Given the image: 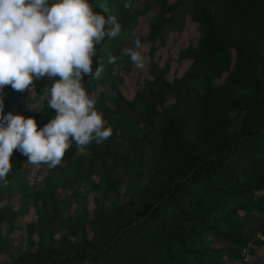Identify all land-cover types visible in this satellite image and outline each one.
I'll return each mask as SVG.
<instances>
[{
	"label": "trees",
	"instance_id": "16d2710c",
	"mask_svg": "<svg viewBox=\"0 0 264 264\" xmlns=\"http://www.w3.org/2000/svg\"><path fill=\"white\" fill-rule=\"evenodd\" d=\"M137 1L89 0L121 25L94 60L101 77L83 78L113 135L83 153L73 144L54 169L14 150L0 183V264H230L264 243V0H153L151 77L134 79L129 98L114 68L143 41L127 44L150 6ZM180 5L202 33L179 48L189 63L169 79L171 57L160 62L156 49ZM47 84L35 81L32 94L5 87L4 113L43 127L53 115L39 95ZM84 185L100 191L91 214Z\"/></svg>",
	"mask_w": 264,
	"mask_h": 264
},
{
	"label": "clouds",
	"instance_id": "9594fccd",
	"mask_svg": "<svg viewBox=\"0 0 264 264\" xmlns=\"http://www.w3.org/2000/svg\"><path fill=\"white\" fill-rule=\"evenodd\" d=\"M131 0L124 7L131 8ZM106 11V8H105ZM121 25L114 16L94 11L89 0H0V183L12 170L14 150L34 166L61 165L75 145L83 153L113 135L96 100L84 86V76L99 79L103 66L93 67L106 38H115ZM139 39L124 51L143 70L146 57ZM108 63L116 56L108 55ZM47 79L40 99L53 115L43 127L33 116L4 113L3 91L35 92V81Z\"/></svg>",
	"mask_w": 264,
	"mask_h": 264
},
{
	"label": "rangeland",
	"instance_id": "374dc122",
	"mask_svg": "<svg viewBox=\"0 0 264 264\" xmlns=\"http://www.w3.org/2000/svg\"><path fill=\"white\" fill-rule=\"evenodd\" d=\"M153 0H138L134 3V6H141L144 2H150L149 10L146 14H142L138 16L137 22L134 25V27L131 29V32L128 35L127 44L131 41H134L137 35H141L143 37V41L141 42V53L146 57V65L143 70L137 69L130 61L128 56H125L123 60L117 64L114 68L115 74L117 75L116 79L117 82L121 88V90L130 98L133 96V83L134 79L135 82L142 81L145 78H150L151 76L148 73L147 64H148V56H147V50L149 47V42L146 40L147 33L149 31V21L151 20L152 14L155 12V6L152 2ZM184 6L186 3L183 4ZM172 19L171 21L162 28V39H161V45H158V48L156 49V56L159 58L160 62H163L167 57H171L170 59V71L166 74V77L171 79L175 75H180L183 70L187 67L189 60L187 58H182L177 60L179 48L183 47L188 41L193 42L196 41L197 38L202 33V25H198L196 22L192 21L188 14H186L183 10V6L180 5L177 9L173 10L171 12ZM106 89L105 84H101L97 87L96 91H104ZM93 97V96H92ZM94 98V97H93ZM42 172L35 173V171L31 172V177L34 178L36 175L39 177L43 172L44 169L41 170ZM81 193L80 195L86 194V207L88 209V212L91 214L92 209L94 207L93 198L96 195H100V191L98 189H95L92 186H82L81 187ZM74 189L70 186H67L64 188V190L61 189V187L58 188V191H61L65 195L70 194ZM16 198L14 197L12 200L13 202H16ZM74 198L70 200V207L73 205ZM67 204L62 205V208L60 211L62 213L66 212ZM28 219L35 218V213L32 211V213H28L27 215ZM18 231H16L15 234H17ZM264 238V235L261 236ZM2 255H0L1 258ZM253 264L254 262H257L259 264H264V243L260 245V247L256 250L255 253H248L244 252V258L242 262L239 260H236L234 263L230 264Z\"/></svg>",
	"mask_w": 264,
	"mask_h": 264
}]
</instances>
